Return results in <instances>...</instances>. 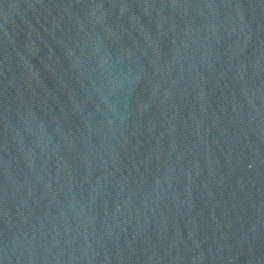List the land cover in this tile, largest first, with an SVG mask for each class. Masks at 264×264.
I'll list each match as a JSON object with an SVG mask.
<instances>
[{
  "label": "water",
  "instance_id": "95a60500",
  "mask_svg": "<svg viewBox=\"0 0 264 264\" xmlns=\"http://www.w3.org/2000/svg\"><path fill=\"white\" fill-rule=\"evenodd\" d=\"M0 264H264V0H0Z\"/></svg>",
  "mask_w": 264,
  "mask_h": 264
}]
</instances>
